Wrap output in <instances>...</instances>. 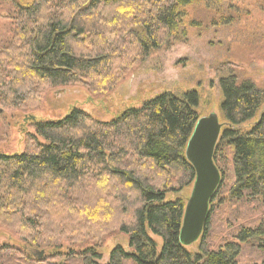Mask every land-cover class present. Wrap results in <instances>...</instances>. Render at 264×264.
Segmentation results:
<instances>
[{"label":"trees","instance_id":"1","mask_svg":"<svg viewBox=\"0 0 264 264\" xmlns=\"http://www.w3.org/2000/svg\"><path fill=\"white\" fill-rule=\"evenodd\" d=\"M50 1L35 0L17 7L21 20H17L13 40L20 46L12 48H16L13 58L11 53L5 57L10 58L6 71L0 70L1 106L22 100L18 98L27 82L63 87L107 74L119 43L109 42V52L97 48L78 55L74 51L85 34L95 35L94 18L109 24V19L100 17L103 12L121 6L141 9L139 18L131 20L138 29L130 32L128 46L135 41L143 61L151 51L167 44L181 22L183 8L198 0H54L55 10L68 8L71 15H49L45 23L36 21ZM84 18L91 20L86 22ZM87 26L91 29L86 30ZM219 85L220 117L224 122L220 120L221 134L213 161L221 172V184L209 202V218L198 240V253L187 251L179 241L183 200L164 202L167 193L180 192L194 183L195 171L185 157L186 144L199 119L196 108L200 97L194 91L179 96L160 94L108 123L76 109L59 122L34 124L35 136L45 143L40 144L31 135L34 145L24 153H0V225L22 227L23 234L28 235L22 241L29 248L43 250L47 246L57 252L62 248V233H55L58 223L50 222L56 221L50 218L51 213L55 214L56 208L63 212L57 222L80 218L76 195L83 191L89 195L95 184L106 187V200L118 202L117 210L122 214L129 211L133 220L119 227L128 236L129 250L117 246L107 264H239L247 245L257 251L259 262L253 264H264V217L254 225L230 226V234L215 247L208 243L211 212L226 200L221 189L227 153L234 179L228 200L264 199V94L254 83H238L231 71ZM247 124L249 127L241 130ZM148 231L162 241L159 252ZM25 255L19 256L32 264L45 261ZM70 256L79 264H98L99 255L94 251L72 252Z\"/></svg>","mask_w":264,"mask_h":264},{"label":"rangeland","instance_id":"2","mask_svg":"<svg viewBox=\"0 0 264 264\" xmlns=\"http://www.w3.org/2000/svg\"><path fill=\"white\" fill-rule=\"evenodd\" d=\"M34 1L0 0V70L4 72L10 60L5 57L11 53L10 57L13 58L16 48L20 46L19 41L13 40L17 20H21L18 18L17 7H24ZM56 5V1L51 0L41 14L37 15L36 21L45 23L49 15L52 18L53 15L59 18L71 15L72 11L68 8L55 10ZM139 10L141 9L132 6H121L103 12L100 17L102 20L109 19V24L94 18L91 22L96 24L95 35L85 34L81 42L74 45L75 53L83 55L88 54L90 49L97 48L109 52V42L120 44L115 52L117 54L112 53V60L107 67L109 72L103 74L102 78L94 76L85 83L63 87L27 82L22 85V95L18 98L22 100L16 104L0 105L1 154L16 156L33 146L29 137L35 136L34 124L59 122L76 109L89 114L98 122L108 123L124 111L140 108L163 93L179 96L194 91L200 97L196 108L199 118L215 114L224 122L220 117L222 96L219 80L227 77L229 71L234 73L238 83H254L264 94V0L192 2L190 6L183 8L181 22L167 44L151 51L143 61L135 41L132 46H128L132 41L130 32L138 29L131 20L139 18ZM84 20L87 22L91 18ZM89 29L91 27L87 26L86 30ZM14 47L15 51H11ZM113 79L115 80L111 84ZM249 125L242 126L241 130H246ZM36 139L40 144L45 143L43 139ZM229 154L227 153L225 182L221 189L222 199L226 200L211 212L212 229L208 241L211 248L230 234V226L246 223L254 225L264 217L263 198L228 200L229 190L234 184ZM192 187L193 183L187 184L180 192L167 193L164 202H174L180 198L186 206ZM105 190L106 187L93 184L89 195L85 196L84 191L76 195L78 201L75 206L80 211V218L74 216L68 221L57 222L62 218L63 212L55 206L57 211L55 214L51 213L50 218L56 221L50 222L58 223L55 233H62V248L56 252L54 248L42 247L45 260L43 264H79L70 254L85 250L99 255L96 261L98 264H107L109 254L117 246L125 251L129 250L128 236L119 231V227L128 225L133 220L129 217V211L122 214L117 210L118 202L106 200ZM74 197L72 195V199ZM61 206L65 208L64 204ZM23 233L25 232L20 226L0 225V261L3 264H32L19 256H26L25 248L30 247L22 241L23 237L28 236ZM148 236L156 242L159 252L162 247L160 238L149 231ZM32 239L33 237L28 241L31 242ZM199 243L197 241L188 246L187 251L198 253ZM242 250L239 264L259 262L257 251L251 246L247 245Z\"/></svg>","mask_w":264,"mask_h":264},{"label":"water","instance_id":"3","mask_svg":"<svg viewBox=\"0 0 264 264\" xmlns=\"http://www.w3.org/2000/svg\"><path fill=\"white\" fill-rule=\"evenodd\" d=\"M222 124L215 114L199 118L187 142L185 157L195 171L191 196L186 202L179 234L185 248L196 243L209 218V202L221 184L213 154L221 134ZM32 258L43 259L44 251L25 248Z\"/></svg>","mask_w":264,"mask_h":264}]
</instances>
